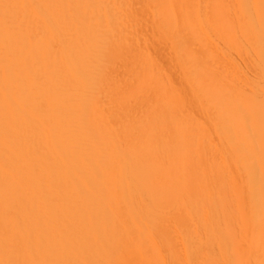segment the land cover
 I'll list each match as a JSON object with an SVG mask.
<instances>
[{"label":"bare ground","instance_id":"obj_1","mask_svg":"<svg viewBox=\"0 0 264 264\" xmlns=\"http://www.w3.org/2000/svg\"><path fill=\"white\" fill-rule=\"evenodd\" d=\"M0 264H264V0H0Z\"/></svg>","mask_w":264,"mask_h":264}]
</instances>
